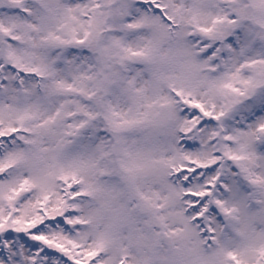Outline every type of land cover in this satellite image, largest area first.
<instances>
[{
  "label": "snow or ice",
  "instance_id": "snow-or-ice-1",
  "mask_svg": "<svg viewBox=\"0 0 264 264\" xmlns=\"http://www.w3.org/2000/svg\"><path fill=\"white\" fill-rule=\"evenodd\" d=\"M0 264H264V0H0Z\"/></svg>",
  "mask_w": 264,
  "mask_h": 264
}]
</instances>
